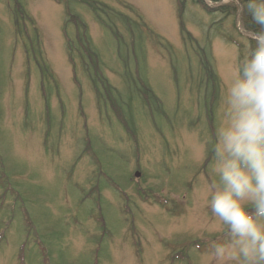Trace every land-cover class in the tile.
<instances>
[{
    "label": "rangeland",
    "instance_id": "rangeland-1",
    "mask_svg": "<svg viewBox=\"0 0 264 264\" xmlns=\"http://www.w3.org/2000/svg\"><path fill=\"white\" fill-rule=\"evenodd\" d=\"M95 1L117 38L76 4L0 0V264H215L212 141L257 37L238 0Z\"/></svg>",
    "mask_w": 264,
    "mask_h": 264
},
{
    "label": "clouds",
    "instance_id": "clouds-1",
    "mask_svg": "<svg viewBox=\"0 0 264 264\" xmlns=\"http://www.w3.org/2000/svg\"><path fill=\"white\" fill-rule=\"evenodd\" d=\"M257 26L250 55L234 68L213 141L207 206L223 229L209 243L215 264H264V0H240Z\"/></svg>",
    "mask_w": 264,
    "mask_h": 264
},
{
    "label": "trees",
    "instance_id": "trees-1",
    "mask_svg": "<svg viewBox=\"0 0 264 264\" xmlns=\"http://www.w3.org/2000/svg\"><path fill=\"white\" fill-rule=\"evenodd\" d=\"M59 2H61L62 3V1L64 2L63 3V5L65 6V10H66V14H67V16L68 17H70V18H73L74 16H73V14H74V11L72 10V6L73 5H75L74 7H77V6H81L82 8H84V9H86V10H88V11H91L94 15H95V18H97L98 19V21L103 25L102 27H104L106 30H109V31H111L113 34H114V36H115V38H117V35L114 33L115 32V29L114 28H112V26H113V21L112 20H110V14L112 13L109 9H106V8H104V6L102 5V4H99L97 1H95V0H58ZM190 1H192V3L194 4V5H199L200 7H202V9L203 10H205V12H212L211 11V9L205 4V0H190ZM207 1H211V2H214V3H219V2H221V1H223V0H207ZM239 2H240V0H238ZM241 6V5H240ZM231 8V7H230ZM229 7H220V8H218V9H216V10H213V12H216V14L217 13H220L221 15H223V14H227V10L228 9H230ZM233 11H235L236 13H237V11H238V6H237V8H231ZM231 10H229V12H230ZM105 15H106V17H107V20L106 19H104V17H105ZM75 18V17H74ZM76 19V18H75ZM73 20V19H72ZM71 20V21H72ZM82 21V20H81ZM78 24H76V26H77ZM241 25H242V28L246 31V32H248V33H252V34H254V33H256L257 31H258V28H257V26L252 22V20H251V17H249L246 13H242L241 14ZM80 26H85V24H84V22H82L81 24H80ZM114 29V30H113ZM136 31V30H135ZM131 32L132 33H134V29L133 28H131ZM115 41L117 42V39H115ZM137 46V45H136ZM254 46H255V40H251L250 41V53H251V51H252V49L254 48ZM139 47H140V45H139ZM132 50H134V47L132 48ZM68 51H69V53H71L72 51H73V46L71 45V43H69L68 44ZM134 52L135 51H132V54H133V56H135L134 55ZM137 58L139 59V57H136L135 58V60L137 61ZM95 60L96 61H98V59H97V55L95 56ZM137 67H138V61H137ZM129 68H131V67H129ZM101 72H102V69H101ZM103 73V72H102ZM101 73V75H98V76H92L93 78H95L94 79V82H95V84H98V81H97V79L98 80H101V79H103V74ZM129 77H132V76H129ZM97 78V79H96ZM128 80V82H129V84H130V86H132V87H138V85H136L135 84V80H131V79H129V78H127ZM137 84H139V83H137ZM95 88L96 89H98V87H97V85L95 86ZM103 88H104V90L106 91V95H107V99L111 102V105H115V106H117L119 109L121 108V111H122V113H124V115H125V111L126 112H129V110H128V103L127 104H123V105H121V102H120V107H119V105L115 102V100H116V97L114 96V92L112 91V88L111 89H109V87H106V84H103ZM131 88V87H130ZM138 89V88H137ZM143 91H144V95H145V93H146V95H147V98L146 99H148L147 101L148 102H150V103H152V101H151V99H153V96H152V94H150L147 90H145V89H143ZM141 92V91H140ZM141 94H143V92H141ZM115 99V100H114ZM153 103H154V101H153ZM152 105V104H151ZM129 115H130V113H128ZM131 116V115H130Z\"/></svg>",
    "mask_w": 264,
    "mask_h": 264
},
{
    "label": "water",
    "instance_id": "water-1",
    "mask_svg": "<svg viewBox=\"0 0 264 264\" xmlns=\"http://www.w3.org/2000/svg\"><path fill=\"white\" fill-rule=\"evenodd\" d=\"M135 176H136V177H139L140 175H139V173H136Z\"/></svg>",
    "mask_w": 264,
    "mask_h": 264
}]
</instances>
